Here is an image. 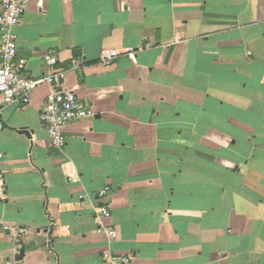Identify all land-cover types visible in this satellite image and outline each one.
Returning a JSON list of instances; mask_svg holds the SVG:
<instances>
[{"label": "crops", "instance_id": "crops-1", "mask_svg": "<svg viewBox=\"0 0 264 264\" xmlns=\"http://www.w3.org/2000/svg\"><path fill=\"white\" fill-rule=\"evenodd\" d=\"M23 1V73L76 58L62 86L94 114L61 149L41 121L52 86L3 107L0 264H264V0ZM5 224L28 230L19 253Z\"/></svg>", "mask_w": 264, "mask_h": 264}, {"label": "built area", "instance_id": "built-area-1", "mask_svg": "<svg viewBox=\"0 0 264 264\" xmlns=\"http://www.w3.org/2000/svg\"><path fill=\"white\" fill-rule=\"evenodd\" d=\"M26 11V4L23 0H0V95L2 101L0 104V119L3 107L21 103L27 105L31 102L35 91L43 84H49L53 90L48 94L46 106L41 114V121L45 126L51 145L58 148H64L67 143L64 127L78 119L86 118L94 114L91 107L86 104L74 91L62 86L63 80L69 69L78 67V60L73 58L68 68H58V58L54 51L45 56V63L48 73L40 78H30L23 73L26 68V62L18 57V39L19 35L16 28L20 24ZM179 41V37L175 38ZM136 52L135 48H127L125 53L132 54ZM120 54L111 50H103L100 60L104 64H111ZM4 158V153L0 151V163ZM6 177L0 166V199L6 194ZM110 187L106 186L99 191L98 197L101 201L99 207V216L104 220H109L112 213L106 198ZM10 238L15 244L17 253L23 249V241L28 232L26 227L11 226L5 224ZM99 233H107L111 241L117 239L118 232L115 227L102 225ZM106 259H111L110 253H105ZM131 256H121L111 259V264H130Z\"/></svg>", "mask_w": 264, "mask_h": 264}, {"label": "water", "instance_id": "water-1", "mask_svg": "<svg viewBox=\"0 0 264 264\" xmlns=\"http://www.w3.org/2000/svg\"><path fill=\"white\" fill-rule=\"evenodd\" d=\"M22 131L27 132V130H22ZM23 256H24V250L22 251L21 256L19 257V259H22Z\"/></svg>", "mask_w": 264, "mask_h": 264}]
</instances>
